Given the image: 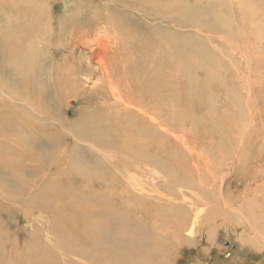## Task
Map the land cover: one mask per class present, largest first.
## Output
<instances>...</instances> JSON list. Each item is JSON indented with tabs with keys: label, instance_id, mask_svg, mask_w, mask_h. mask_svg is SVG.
<instances>
[{
	"label": "rangeland",
	"instance_id": "374dc122",
	"mask_svg": "<svg viewBox=\"0 0 264 264\" xmlns=\"http://www.w3.org/2000/svg\"><path fill=\"white\" fill-rule=\"evenodd\" d=\"M11 1L0 0V7L9 11L11 7L8 2ZM13 1L18 4L17 10L26 7L25 10L29 11L26 14L29 23L22 24L26 17L23 16L24 11L15 10L8 20L14 27L2 26L1 30L12 29L19 34L16 44L25 53L30 67L34 64L36 50L37 62L44 63L46 74L53 76L56 68L65 73L64 63L68 64L72 74L68 78H59L60 93L53 92L57 91V83L50 79L48 88L51 95L45 102L39 100L41 97L34 94L35 88L29 90L23 80H18L13 91L5 88L1 90L5 99L13 100V104L15 99L20 100L18 107L31 110V117L37 118L44 125L36 133L26 129L19 133L29 145L23 146L24 151L28 149L37 163L34 167L32 162V168L27 171L20 169L21 175L24 171L28 175L26 183L9 187L4 180H0V196L12 198V201L4 199L0 202V264H78L79 257L74 248L81 244L79 237H89L85 231L97 226L91 210L94 207L92 200L97 195H90L83 188L93 182L99 196L105 192L107 195L125 194L118 182L112 185L108 179L113 174H116L119 181L125 178L129 180L123 183L129 191L130 206L133 207L122 213L128 217L126 231L143 230L149 238L143 247L134 252L131 245L137 243V240H131L126 231L120 232L121 240H112V236L119 234L112 232L107 239L106 252L110 255V261L106 264H264V252H256L255 248L259 249L257 242L251 241L253 248L248 236L242 234L243 230L239 227L242 212L254 210L259 200L252 196L257 193L264 197V0H203L208 13H213L215 6L221 10L222 16L219 15L218 20L207 13V21L216 25L213 32L180 25L175 20L176 16L171 15L162 20L155 16L142 18L126 0ZM182 2L190 4L191 1ZM32 11L37 12L39 20L31 16ZM4 14L7 13L1 10L0 19L4 20ZM104 16L115 21L105 24L101 18ZM171 21L178 24L177 30L170 29ZM35 28L36 35L33 38ZM156 29L157 33L165 31L168 38L178 37L183 44L190 39V45L194 43V46H202L204 54L203 59H192L191 64L183 62L184 76L177 80L174 90L179 92V96L182 95L180 108L188 107V110L183 115V123L179 121L174 128L169 127L171 124H168L169 128L163 125L166 130L155 127L147 117L137 112L136 107L127 110L117 102L115 99L120 96L110 92L107 75L98 68L99 65L107 67L112 82L127 90L126 80L131 81L137 77L133 73L132 63L128 64L126 74L119 64L121 55L124 57L130 53L120 41V37L124 36L122 32L126 35L139 34L142 41H145L147 31L153 37L157 35ZM149 48L154 50L153 45ZM17 64V60L11 59L9 71L0 58L2 83H13L10 78L14 77L12 73L16 72ZM160 66L163 67V64ZM140 74L141 71L138 72ZM40 75L38 77L45 78ZM70 81L74 83V88L65 90ZM143 91L145 94V87ZM31 93L38 97L34 102L39 103L40 110L31 107L32 103H27L25 96ZM73 95L76 100H73ZM188 102L192 103L191 107ZM170 108V104L169 107L164 105V112ZM125 113L127 117L122 116ZM82 116L84 120L80 124L78 122ZM138 123L152 131L158 146L161 143L160 146L165 149V153L162 150L160 155H156L165 170L150 166L151 173L147 172V176H143L123 163L119 164V158L110 160L100 150L98 152L94 149L98 147L96 143L101 145L97 141L103 140L109 143L112 150L116 149L108 153L118 156L117 149L121 148L124 135L120 132L119 137H116L111 130H120L126 124ZM99 126L104 129L91 132L87 137L81 136L82 140L77 139L82 135V130ZM49 129L47 141L39 138ZM3 138L10 140L8 135ZM4 143L0 139V157L16 161L12 150ZM65 149V155L56 156ZM149 152L153 155V150ZM27 153L18 159V165L2 166L0 161V179H3L1 174L7 175L14 167L26 163L25 159L32 157ZM53 161L59 167H49ZM77 162L89 167L92 180L81 179V175L76 172L78 169L72 165ZM174 165H177L175 169ZM119 167L123 171L118 176L116 172ZM62 172L66 179L60 174ZM104 175L107 177L104 180L107 187L102 184ZM174 175L176 182H173ZM36 176L37 180L42 176L40 183L33 182ZM8 178L9 182H14L13 173ZM198 180H201L203 187L198 184ZM146 182V187L151 186V182L156 185L147 192L148 196L144 192L147 189H138ZM255 186L259 187L256 189ZM153 201L157 204V212L148 208ZM162 202L170 204L163 205ZM257 206L262 207V204ZM81 208L93 218L84 227H80L83 231L80 228L75 230L69 223L62 225L60 217L64 214L73 222L79 220L78 213L76 217L74 211ZM141 208L147 210L141 213ZM112 214L113 219L110 227L106 226L107 230L115 226H112L115 224ZM149 216L152 219L161 217L166 223L146 224ZM180 218L184 219V228L181 229L177 227ZM118 219L121 220L120 215ZM158 224L155 239L150 233ZM76 227L79 225L76 224ZM243 239L247 240L248 246H243ZM108 247L111 250H107ZM120 247H126L124 254L119 250Z\"/></svg>",
	"mask_w": 264,
	"mask_h": 264
},
{
	"label": "bare ground",
	"instance_id": "6f19581e",
	"mask_svg": "<svg viewBox=\"0 0 264 264\" xmlns=\"http://www.w3.org/2000/svg\"><path fill=\"white\" fill-rule=\"evenodd\" d=\"M126 1L131 3L137 9V11H138L137 14L141 15L142 18L146 17V16L147 17L148 16L149 17L155 16V17L160 18L162 20V19L170 18L169 17L170 15L176 16L175 20L178 24L185 25V26L190 25V26H193V28L195 27L197 30H201L203 32H210V30H212L211 32H213V30H215V27H216L215 23H211V22L207 21V13L208 12L206 11L205 4L203 3V0H190L191 1L190 4H185L184 2H182L183 0H126ZM28 2H30V1H28ZM28 2H26L27 5H29L31 3V2L30 3H28ZM8 4H10L9 7L12 8L11 9L8 7L9 11L5 10L4 9L5 7H3V8L0 7L1 8L0 11L2 10V12L7 13V14L2 15V16H4V20H2V18L0 19V58H1V63L3 64V66L5 68H7L9 71H11L9 69V62L11 59L17 60L18 64H17L16 72L12 73V74H14V77L10 76L11 77L10 79L13 81L12 84L10 83L8 85H5V83L4 82L2 83L1 79H0V134H1L0 139L4 140V142H5L4 144H6L8 146L9 150L10 149L12 150L14 158L16 161L11 160L12 158L11 159H8V158L4 159L3 157H0V161L2 162V164H1L2 166L18 165V159L24 153L29 152V151H27L28 149L26 151H24L23 146L24 145L29 146V145H27V143L24 142V140L22 139V136L19 133L25 129L27 131H32L33 133L39 132V131H41V129H39V128L44 124H42L40 121H38L37 118L31 117V114H32L31 110H29L27 108L26 109H20L18 107V103L21 102L20 100L15 99L16 102H14V104H13V100L5 99L3 93H1V90L5 88L7 91H11L13 89V86L15 84H17L18 80H23L25 82L26 87L29 90L35 88L34 94L38 95V97H41V99H39V100H42L45 102L47 97L51 95L50 89L48 88V84L51 83L50 79H52V82L56 81V83H57V91L53 90V92L54 93L55 92L60 93L62 90L60 89V86H59V82H61V81H59V78H68L69 75L72 74L70 72L68 64L64 63V66H65L64 69L66 70L65 73H61L59 71V68H56V70H53V76H52V74H51V76H49L48 74H46L47 72H45V70L43 69L45 66L44 63H42L40 61L37 62L38 54H37L36 50H35L34 64L32 67H30L29 61L26 58L25 53L22 50H20L16 44V38H17V36H19V34L12 29H9L8 31L1 30L2 26H9L10 28L14 27V25L11 22H8L13 11H15V10L18 12L24 11L25 15H23V16H26L27 12H29V11L25 10L26 7H24L23 10L22 9L17 10L18 4L14 3L13 0L11 2H8ZM214 8L215 9L213 10V13L210 14V12H209L208 14H210L211 16H214V18L218 20V16L219 15L222 16L221 10L219 11V8H217V6H215ZM211 11H212V9H211ZM36 14H37V12L32 11L31 16H35V18L37 20H39V17H37ZM101 18L103 19V23H105V24H107L109 22L113 23L115 21V20L112 21L109 17L105 18V16L101 17ZM42 20H43V18H42ZM22 22H23L22 24L28 25L29 18L26 16ZM19 23H21V22H19ZM178 24H175L174 21H171L169 26H171L172 28H170V29L171 30H177L176 27L178 26ZM166 25H168V24H166ZM167 28H169V27H167ZM179 29H180V27H179ZM126 30L127 29H125L124 31H126ZM124 31L122 32V35H124V36L123 37L119 36L122 39H120L119 37H117V38L120 39L122 44L125 45V48L128 49L130 51V53L129 54L126 53L124 55V57L121 55L122 58L120 57L119 64H121V66H122L123 73L126 74L128 72V64L132 63L133 73H135L137 78H134V79L132 78L131 81L126 80L127 90H125L121 86H119L118 83L112 82V80L110 79V75H109V72L107 70L108 69L107 67H106L107 69L105 68V66L100 67V65H99V67H98L101 70H103V72H105V75H107L108 89L110 90V92L116 93L120 96L118 98V95H117L118 99H115V100L117 102L121 103L124 106V108L127 110L136 107L137 112H140V114H143V116L147 117L148 120H150L151 123L154 124L155 127L156 126H157V128L159 127L160 130H166V128H163V127L164 126L168 127V124H171L169 127L174 128L175 127L174 125L179 124V121H181L183 123V121H184L183 115L188 110V107L180 108L182 106L180 96H182V95L179 96V92L174 90V89H176L175 83L177 82L178 79H180L181 77L184 76L183 62H184V64L185 63L191 64L193 62L192 59H203L204 54H202V51H201L202 46L201 47L194 46L193 42H191L193 44L190 45V43H189L190 41H188L190 39L187 40V42L189 44L188 43L183 44L178 39V37L168 38L169 36H167V37L165 36V31L157 33V29L155 30L157 35L154 34V32H153V34L156 35L153 37H152V33L149 34L148 31L146 30L147 35L145 37V41H142L140 36H138L139 34L138 35L137 34L126 35V33ZM192 32H193V30H192ZM35 35H36V28L34 29V34L32 35L33 38H35ZM175 36L176 35H174V37ZM178 36H179V34H178ZM98 39H99V37H98ZM152 45L154 46V50L149 48V47H152ZM120 47H122V46H120ZM204 49L206 50V48H204ZM180 59H181V61H180ZM36 64H37V67H36ZM161 64H163V67L160 66ZM209 64H210V62H209ZM195 65H197V64H195ZM207 70H209V69H207ZM139 71H141L140 75H138ZM146 72H147V75L145 74ZM24 74H28V75H24ZM40 74L43 75L45 78L38 77V75H40ZM163 76H165V77L163 78ZM6 80H5V82H6ZM62 82L64 83V81H62ZM31 85H32V88H31ZM144 87L146 88L145 94L143 91ZM23 88H25V86ZM71 88H74V83H72L70 81L67 84L65 90H68ZM32 94L33 93H31V95L28 94V96L27 95L25 96L26 101H27V103H32L30 105L31 107H33L37 110H40L39 109V103L34 102L38 97L36 98L35 95L34 94L32 95ZM73 96H74L73 100H76L77 99L76 96L75 95H73ZM99 97L101 98L102 96H99ZM56 98H57V96H56ZM103 98H104V96H103ZM188 103H189V106L191 107L192 103L191 102H188ZM93 104H95V103H93ZM169 104L172 106V108H170L168 111L164 112L165 111L164 105L169 107ZM108 112H109V110H108ZM120 115H121V113H120ZM122 116L127 117L128 115L125 113V114H122ZM99 117H100V115H99ZM83 120H84V116H82V118L79 120L78 123L82 124ZM105 123H108V122L105 121ZM94 124H96V123H94ZM84 125L85 124H83V126ZM102 126H104V125H102ZM102 126L93 127L89 130H86V129L82 130V135L79 134L80 136L77 139L82 140L81 136L87 137V136L91 135V132L101 131L102 129H104ZM90 127H92V126H90ZM114 127H116V126H114ZM50 130L51 129L44 131L43 135L39 138H42L43 141H47L49 139L48 134H49ZM120 132H123L124 141L123 142L121 141V143H120L121 148L117 149V152L119 153L118 156H114V155L108 153V151H111L112 148L109 146V143H107L106 141H103V140L97 141L101 145L99 146L96 143V145L98 147H96L94 149L98 152L100 150V152L103 155H105L106 158H110V160H111V158H119L120 159L118 162L119 164L123 163V165H125L129 168H133V170L138 171V174H141L143 176H145L147 174V172L151 171L150 166H153L156 168H161V170L162 169L165 170V168H163V164L160 163V161L156 159V155L157 156L160 155L162 150H164V153H165V149L162 146H160L161 145L160 141H159L160 145L158 146L157 138L154 137L152 131L151 132L148 131L145 126H142V123L126 124V125H124L123 129L119 130V129L115 128V129L111 130V133L113 135H115L116 137L117 136L119 137L118 134ZM5 135L10 136V138H9L10 140H8V139L5 140L3 138ZM12 135H14V136H12ZM107 137L108 136H106V138ZM243 142H244L245 146H247L244 139H243ZM243 142H242V144H243ZM91 145H93V142ZM92 147L93 146H90V148H92ZM101 148H105V149H101ZM114 150H116V149H114ZM114 150H112V151H114ZM151 150H153V155L148 154V153H150L149 151H151ZM66 151L67 150L65 149L63 153L62 152L58 153V154H56V156L61 157V156L66 154ZM89 152H90V150H89ZM30 153L31 152L27 153V155L28 154L31 155L33 157V159H31L32 157L29 156L28 158L25 159L26 163H24L21 166L14 167V169L12 171H9L10 173H13L14 182L11 183L8 181V179H9L8 176L10 175V173L7 175L1 174V177L3 179H0V180H4L5 184L9 187L15 186V185L23 186L26 183L25 181L27 180L28 175L25 171L21 175L20 169L26 170V171L29 170V168L32 166V162H33L34 167L37 166L35 157ZM167 158H169V157H167ZM28 159H30L29 162H27ZM71 162H70V166H71ZM96 162H98V161H96ZM173 164H176V163H174V161H173ZM43 165H46V164L43 163ZM72 165H73V168L78 169L76 172H78L81 175V179L92 180L88 166L82 165L80 162H77V164L72 163ZM48 166L49 167L53 166L55 168L59 167L58 164L56 163V161H53V163L50 162ZM173 167L175 169L177 167V165H174ZM250 167L253 168V166H250ZM3 168H5V167H3ZM3 168H2V171H3ZM19 170H20V172H19ZM90 170H92V169H90ZM122 171L123 170L120 169V167H119L117 172H116L117 175L119 176V174ZM60 174L64 175L63 172ZM152 174H154V176H156L155 173H152ZM129 176H130V174H129ZM174 176H173V182H176V176H175V178H174ZM37 177L38 176H36L34 181H33V182H35V184L38 181L40 183L41 179H42L41 178L42 176L39 177L38 180H37ZM43 177H45V176H43ZM71 177H72V175H71ZM125 177H127V176H125ZM21 178H23L24 181ZM63 178L66 179V176L64 175ZM106 178L107 177L105 175L102 178V184L104 186H106V184L104 183L105 182L104 180ZM108 179L111 181L112 185H116V183L118 182L117 184L120 185V187L123 188V190H125L124 191L125 194H123V193H121V194L109 193V195H107V193L105 192L106 194L104 193L103 195L99 196L100 193L97 189L94 188L93 182L88 183V185H86L83 188V189H86L90 195H93V194L97 195V198L95 200H92L94 207L92 209L90 208L92 210L93 217H95V219H96L97 226H94L95 228L90 230V231H85L89 237H86L84 235H83L84 237H79L81 244H77L76 248H74V251L77 252V256L79 257V259L77 260V263L79 262L78 264H106V263H108L110 261V259H109L110 255L108 256V254L106 252L108 237L111 235L112 232H117V233L119 232V234L111 237L112 240L118 241L120 239V232L126 231V225H127L128 217L123 216L122 213H126L127 211L132 210L133 207L130 206L131 205V203H130L131 202L130 201L131 196L129 194V191L127 190V188L124 186L125 184H123V183L124 182L127 183V181H129V180L127 178H125L126 180L119 181L116 177V174L109 176ZM130 181H131V179H130ZM150 184H152V185L146 187V185H147V182H146L140 188L138 187V189L139 190L142 189L141 191L147 189V191L145 190L144 192H145V195L148 196L147 192L150 191V188L153 186H156V185H153V182H151ZM198 184L203 187V183L201 182V180H198ZM131 187H133V186H131ZM258 187L259 186H255L256 189ZM150 196H152V195H150ZM157 196H158V194L156 195V197ZM252 197L254 199L256 198V200L257 199H259V200H258L254 210L253 209L249 210L246 213L242 212L243 216H242V221L239 224V227L243 230L242 234H246L248 236V241L252 247L254 246V244L251 243V241L255 240L257 242L259 249L255 248L256 252L259 250L264 252V197L261 195H257V193H255ZM4 199H9V201H12V198H10L8 196H0V202L1 203L4 201ZM161 200H163V199H161ZM256 200H255V202H256ZM136 201H140V200L136 199ZM147 203H151V202H147ZM260 203L262 204V207L257 206ZM152 204H154V205H152ZM162 204L163 205H165V204L169 205L170 202H167V203L162 202ZM80 205L83 206L82 202L80 203ZM148 208H149V210H155L156 212H157L156 209H158L157 204H155L154 201L151 203L150 206H148ZM144 209L147 210L146 208L140 209L141 213L145 212ZM85 211H88V209ZM77 213H78L79 220H76L75 222H73L69 218H67L65 214L63 216H61L60 218H61L62 225L64 223H69V224L73 225L75 230H78L80 227H84L85 224L89 223L93 219V218L91 219V217L88 216L89 214L88 215L85 214L83 208L74 211L75 216ZM112 213H114V217H115V220H114L115 224H113L112 226H114V225L115 226L113 228H111L110 230H107L106 226H108L113 219ZM156 214H158V213H156ZM119 215L121 216V220L118 219ZM125 215H127V214H125ZM131 216H132V214H131ZM130 219H132V218H130ZM154 222L166 223L165 221H162L161 217H157L155 219L154 218L152 219L149 216V221H147L146 224L149 223L152 225V223H154ZM178 222L180 224L177 225V222H176L173 226L174 233H175L176 225L179 229L184 228V226L182 224V222H184V219L180 218V220ZM92 223H93V221H92ZM193 223H194V221H193ZM193 223H192V225H193ZM76 224L79 225V227H76ZM109 227H110V225H109ZM129 227H130V225H129ZM130 228H132V227H130ZM157 228H159V224L154 227L155 230L151 231L152 233H150V236L154 237V234H155ZM70 229H72V228H70ZM169 229H171V228H169ZM126 232H128V231H126ZM75 233H77V232H75ZM128 233H129L130 237L132 238L131 240H137V243H134L131 245V249L134 252L136 250L140 249L141 247H143L145 245L147 239L149 238L148 235L143 230H141V232H128ZM174 235H175V237H178L176 234H174ZM242 243H243V246H248L246 239H243ZM128 244H129V242H128ZM110 245H111V243H110ZM77 248H78V250H77ZM125 248L120 247L119 250L124 254ZM107 250H111V247H108ZM71 251H72V249H71Z\"/></svg>",
	"mask_w": 264,
	"mask_h": 264
}]
</instances>
